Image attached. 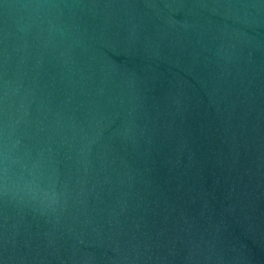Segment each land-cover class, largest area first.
I'll use <instances>...</instances> for the list:
<instances>
[{
  "label": "water",
  "instance_id": "1",
  "mask_svg": "<svg viewBox=\"0 0 264 264\" xmlns=\"http://www.w3.org/2000/svg\"><path fill=\"white\" fill-rule=\"evenodd\" d=\"M5 150L0 264H264V0H0Z\"/></svg>",
  "mask_w": 264,
  "mask_h": 264
},
{
  "label": "clouds",
  "instance_id": "2",
  "mask_svg": "<svg viewBox=\"0 0 264 264\" xmlns=\"http://www.w3.org/2000/svg\"><path fill=\"white\" fill-rule=\"evenodd\" d=\"M7 160L8 155L5 150L3 153H0V172H7ZM5 191H7V185H2ZM14 195L19 196L21 198H27L30 200L36 201L42 209L53 208L54 205L57 204V197L53 193L49 192H40L38 191L33 184L25 183L16 187L13 192Z\"/></svg>",
  "mask_w": 264,
  "mask_h": 264
}]
</instances>
